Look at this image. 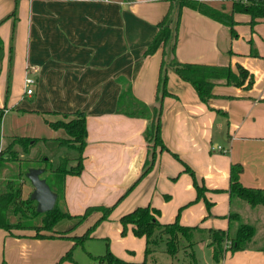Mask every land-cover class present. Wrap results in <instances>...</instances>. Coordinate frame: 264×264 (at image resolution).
Returning <instances> with one entry per match:
<instances>
[{
  "label": "crops",
  "instance_id": "0c3cea01",
  "mask_svg": "<svg viewBox=\"0 0 264 264\" xmlns=\"http://www.w3.org/2000/svg\"><path fill=\"white\" fill-rule=\"evenodd\" d=\"M202 1L214 7L223 4L226 11L231 6V0ZM170 7L164 0H0V21L16 12L0 24V107L6 108L0 126V151L14 137L45 140L14 134L25 118H35L36 129L39 124L48 128L47 139L53 140L59 130L51 129L45 120L53 121L51 116L62 119L64 113H84L87 137L83 169L77 176L65 177L60 201L62 210L71 216L82 215L89 207L113 205L138 179L149 158L144 139L147 121L122 114L117 102L129 88L139 101L155 103L165 49L159 46L151 55L144 53ZM234 19L238 37L231 39L223 25L188 8L181 10L174 49L179 63L229 64L232 70L240 65L254 82L248 90L218 85L213 89L215 97L204 104L190 84L169 71V95L163 98L161 115V139L169 152L157 150L152 169L130 192L121 214L150 206L159 212V223L166 224L176 210L194 199L190 178L185 174L175 177L182 165L173 160L171 153H175L201 180L207 189L205 197L212 204L209 211L203 202L184 209L179 219L182 226L227 230L230 214H237L240 223L264 225L263 206L250 207L228 192L232 164L243 167L240 182L244 187L264 189V18L257 20L253 31L248 15L235 14ZM250 43L258 56L250 54ZM10 47V93L5 102ZM26 76L35 81L31 95L25 94ZM9 111L15 113L7 120ZM14 149L20 152L19 146ZM7 173L0 170V182ZM93 213L84 228L101 214ZM237 225L229 229L230 236ZM101 226L106 237L124 245L123 252L110 246L115 256L132 263L144 259L145 239H132L130 225L125 239L117 236L118 225L105 221ZM256 231L247 249L226 252L218 263L206 240L194 246L195 257L200 251L209 264H264V244L256 242ZM97 232L99 229L88 240L102 237ZM34 234L0 229V264H56L71 247L55 238H35ZM139 247L140 254H130ZM157 254H153L155 264H159Z\"/></svg>",
  "mask_w": 264,
  "mask_h": 264
},
{
  "label": "trees",
  "instance_id": "16d2710c",
  "mask_svg": "<svg viewBox=\"0 0 264 264\" xmlns=\"http://www.w3.org/2000/svg\"><path fill=\"white\" fill-rule=\"evenodd\" d=\"M169 1L171 7L165 14L160 23L157 24V33L145 50V56L153 54L159 46L165 50L161 63V74L159 77L155 103L147 105L134 98L128 88L119 97L117 110L131 118H141L147 121V127L144 131L149 158L147 159L138 179L134 181L127 190L111 206L89 207L82 215L71 216L60 207V201L64 196V179L67 175L77 176L83 169L82 153L86 146V121L82 112L64 113L62 119L56 121H46V124L53 130H63L66 138L60 139V146L74 150L77 155L74 158V164L69 165L67 158H62L59 164L52 168L48 159L36 161L33 159H22L20 154L27 156L30 149L36 144L38 139L29 137H14L11 143L0 151V170H8L11 163L18 164V173L13 178L4 179L0 182V229L8 232L12 230L33 231L34 237L39 239L55 238V226L63 219L77 220L78 223L84 221L91 213L100 212L101 217L88 228L82 235L71 237L73 244L56 264L64 261L75 263L73 252L76 247L83 245L90 239L91 233L102 221L106 220L115 206L129 194L136 184L152 169L156 159L157 150L159 152L169 150L165 147L161 139V115L162 101L168 96L167 75L168 72L174 73L179 79L190 84L195 90L199 100L207 104L214 98L213 89L218 85L232 86L248 90L253 85V76L242 66L236 65L232 70L230 65H203L179 63L174 57V49L177 43V27L180 20V13L183 8H188L211 20L223 25L228 29L231 39L237 38L235 26L238 24L234 19L235 14H245L250 17L248 25L251 31L257 20L264 18V0H231L230 10L226 11L223 4L220 7H214L202 0H164ZM224 1V0H222ZM15 10L6 18L0 21V24L15 15ZM252 56H258L250 43ZM229 56L232 52L229 50ZM3 58V43L0 39V65ZM13 51L9 48L7 72V83L5 88L6 102L10 93V77ZM6 108L0 107V126ZM19 146L20 152L14 147ZM171 155L183 165V172L189 174L193 180V186L196 190V201L203 199L206 202L207 210L211 206L205 197L206 189L198 185L193 171L183 163L176 154ZM30 169H41L46 173L45 182L50 190L56 194L54 207L47 212L39 213L36 211V202L29 197L22 198V182L20 179L27 175ZM243 167L240 164H232L229 170L228 192L230 196L236 197L246 202L250 207L264 206V189L244 187L240 182V176ZM159 212L150 206L137 207L132 212L123 215L120 223L123 227L122 234L127 230V226L132 227V234L137 238L145 239L144 259L141 263L125 262L115 257L108 246L103 255L91 256L93 264H155L153 254L157 248L164 243V253L170 258H175L180 249H182L189 258L187 264H197L194 253V246L201 241L206 240L208 246L212 249V258L218 263L226 252L235 253L247 249L255 235V228L251 225L240 223L237 214L228 216L227 230H203L199 227H184L178 222L179 214L170 224H161L157 220ZM77 223V224H78ZM234 223L237 228L234 235L230 236L229 229ZM71 230L65 232L68 233ZM206 236V237H205ZM228 244V245H227ZM227 245V246H226ZM264 250V247L263 249Z\"/></svg>",
  "mask_w": 264,
  "mask_h": 264
},
{
  "label": "rangeland",
  "instance_id": "374dc122",
  "mask_svg": "<svg viewBox=\"0 0 264 264\" xmlns=\"http://www.w3.org/2000/svg\"><path fill=\"white\" fill-rule=\"evenodd\" d=\"M178 30H179V24H178V27H177V41H178ZM3 96H4V94H3ZM14 113H15L14 111H9L8 115H10V116L7 118V120H9L14 115ZM51 117L53 119L50 118V120H53V121L59 119L57 117H53V116H51ZM25 119L26 120H22L21 126H19L17 128V130L15 131L14 134L16 136H36V137H39V138H45V140H38V142L31 149L30 153L27 156H25V155L23 156L22 154H20V157H22V159H33V160H36V161H38V160L40 161L43 158L47 159V157H49L51 159V161H52V164H51L52 168H55L59 164L60 160L62 158H64V157L68 158L69 164L72 165L74 163L71 159L74 157V154L76 152L74 150L70 149V148H67V147L59 145V143H60L59 140L62 139V138H66V133L63 130H59L58 133L53 134V137H52L53 140H48L47 138L49 136L46 134V131H47L46 129H48V128L45 129L42 124L41 125L43 127H41L40 124H39L38 125V129H36L37 127H36V124L34 122L35 118H30L29 117V118H25ZM24 121H27V122H24ZM23 122H24V124H23ZM55 138H57V139L54 140ZM173 154H175V153H173ZM157 155H158V153H157ZM157 155H156V157H157ZM172 158H173V160H175L177 163H179L181 165V163L178 160H176L173 156H172ZM18 167L19 166H18L17 163H15V162L11 163V167L7 170L8 173H7V176L5 178L8 179V178H13L14 176H16V174L18 173ZM183 174L187 175L190 178L191 185H192V187H193V189L195 191V197H194V199L192 201H190L189 203L185 204L184 206H182L178 210H176L174 215H173V219H171L172 221L169 222V223H166V224L173 223L175 221V219H176L177 214H179V217H178V222H179L181 212H183L184 209L189 208L191 205H193L195 203L203 202L205 204L204 206L207 208L206 202L203 199H199L198 201L195 200L196 199V190H195V188L193 186L192 177L189 174L183 172V166L181 165V172L179 174L175 175V177L176 176H182ZM46 175H47L46 173H42L40 175V178L41 179H45ZM194 176L196 178V181H197L198 185L201 186V187H204L202 182H201V180L199 178H197L195 173H194ZM20 181L22 182V198L25 199V198L29 197V195H31V193L33 192L34 188H33L32 184H31L30 180L25 175L20 179ZM206 191H207V189H206ZM206 191L204 192V194H206ZM129 194H127L123 198V200H121V202L118 203L115 206V208L118 207V208H116L117 210L114 211V209H115L114 208L112 210V212L110 213V215L107 217V219L102 221L92 231V233H94L95 231H97L99 229V232H97V234L102 236V237H100L99 239H95L93 241H91V240L87 241L86 240L87 242L85 241L86 243H84L83 248L80 247V246L75 248V250L73 252V260L75 262H77V264H93V260L91 259V257L88 255L87 252H89V253L91 252L90 254L94 255V256H96L97 254L98 255H103L105 253V251H106V247L107 246H108L109 250H110V246H111V249L112 250L114 249L115 252H118V251H120V252L122 251L123 252L124 245L122 243H120L119 241H117L116 239L112 238V237H110V238L106 237L105 236L106 230L103 229L101 225L105 221L118 225L119 233H118L117 236L120 239H123V238L125 239L126 238V235H127L128 232L126 230V232L124 234H122L123 227H122V225L120 223V218L123 215L128 214V213L132 212L134 209H136V208H134L131 211H128V212L126 211L127 213H125V214H121L123 209L126 210V208H127V202H125V201H126V198L128 197ZM157 202H158V200H154L153 201V203H157ZM211 206H212V204H211ZM92 214H94V213H92ZM118 214L122 215V216H119ZM163 214H164V209H163ZM89 217H92V216L89 215L84 221H82L80 223H78V221L75 220V219H73V220H68V219L61 220L55 226V232H56L55 235H57V237H55V239L59 240L60 242H63V243H68V245L71 246L73 244L71 236L74 237L76 235H78V236L82 235L83 232H85L88 228H90V227H92L94 225V223L101 217V214H100V216L94 218L92 221L90 220L91 224H89V226L87 228H84L83 225H84V223L87 222V219H89ZM251 223H252L251 225L257 230L256 231V242L259 243V244H261V243L264 244V225L260 224L259 222L256 223V221H253ZM179 224H180V222H179ZM68 230H71V231L65 234V232L68 231ZM132 237H133L132 239H135L136 241L138 240V238L135 237L134 235ZM123 243L126 245V242H123ZM141 250H142V248L140 249V247H139L138 252H137V250L134 249V250L130 251V252H132L130 254H134V257H135V254H137V253L140 254ZM164 250H165L164 243H161L160 246L157 248V253H158L157 255L159 257L158 258L159 264H187L189 262L188 256H186L185 252L182 249L179 250V252L177 253L176 257L173 258V259L168 257V255L164 253ZM110 252H111V250H110ZM115 257H117V256H115ZM141 259H142V257H141ZM121 260H123V259H121ZM142 261H140V263ZM125 262H128V261H125ZM133 263H135V262H133ZM196 263L197 264H209V262L207 260V257H204V255L200 251H199V254L197 255Z\"/></svg>",
  "mask_w": 264,
  "mask_h": 264
},
{
  "label": "water",
  "instance_id": "95a60500",
  "mask_svg": "<svg viewBox=\"0 0 264 264\" xmlns=\"http://www.w3.org/2000/svg\"><path fill=\"white\" fill-rule=\"evenodd\" d=\"M40 174H42L41 169H30L26 177L34 188L30 198L36 202V211L44 213L54 207L57 196L50 190L45 180L39 177Z\"/></svg>",
  "mask_w": 264,
  "mask_h": 264
},
{
  "label": "built area",
  "instance_id": "2783aa9c",
  "mask_svg": "<svg viewBox=\"0 0 264 264\" xmlns=\"http://www.w3.org/2000/svg\"><path fill=\"white\" fill-rule=\"evenodd\" d=\"M34 83H35V81H34V79L32 77L26 76L24 78L23 84H24V87H25V94L26 95H31V93H32V86L34 85ZM216 149L217 150H220V147H216Z\"/></svg>",
  "mask_w": 264,
  "mask_h": 264
}]
</instances>
